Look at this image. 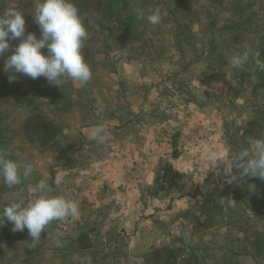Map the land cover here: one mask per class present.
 Segmentation results:
<instances>
[{
	"label": "rangeland",
	"instance_id": "rangeland-1",
	"mask_svg": "<svg viewBox=\"0 0 264 264\" xmlns=\"http://www.w3.org/2000/svg\"><path fill=\"white\" fill-rule=\"evenodd\" d=\"M82 1L92 79L58 86L9 80L7 56L41 34L35 0H0V15L15 5L25 18L0 56V149L33 166L14 188L0 177V206L27 203L43 179L81 212L38 243L0 227V264H20L24 242L25 264H264V179L223 163L264 137V71L251 56L243 70L228 63L247 49L264 61V0H72ZM157 8L156 26L136 12ZM30 123L47 139L31 142ZM98 125L103 142L88 138Z\"/></svg>",
	"mask_w": 264,
	"mask_h": 264
},
{
	"label": "clouds",
	"instance_id": "clouds-1",
	"mask_svg": "<svg viewBox=\"0 0 264 264\" xmlns=\"http://www.w3.org/2000/svg\"><path fill=\"white\" fill-rule=\"evenodd\" d=\"M140 18L156 26L161 23V12L148 9L136 10ZM34 20L39 27L40 38L34 33H28L8 55L4 63V71L10 72L9 80L16 79V74L27 75L33 79L45 77L50 83L60 86L63 79H71L80 84H87L92 79V71L82 55L84 42L88 39V32L83 18L72 0H35ZM25 35V18L23 12L15 5L7 7L0 15V56L9 49V40ZM47 48V53L42 49ZM259 52L251 49L235 52L228 58V63L237 70H243L250 56L254 59L255 67L264 71V61L259 58ZM105 126H95L89 133V139L103 142ZM207 159L217 160L218 153L208 150ZM247 158V159H245ZM224 171L231 173L233 165L241 168L244 175L259 176L264 179V137L251 138L249 146L242 149L235 156L223 161ZM33 172V166L20 160L12 159L11 154L0 149V177L8 188H14L28 179ZM232 175L229 182L236 180ZM60 183L59 180L56 181ZM38 193L33 198L7 200L9 203L0 206V225L5 221L12 224V231L28 230L33 243L41 240L42 231H46L53 221L67 218L78 219L81 212L78 202L66 198L64 195L52 194V189L45 180H40L35 186ZM229 206H235L228 201Z\"/></svg>",
	"mask_w": 264,
	"mask_h": 264
},
{
	"label": "trees",
	"instance_id": "trees-1",
	"mask_svg": "<svg viewBox=\"0 0 264 264\" xmlns=\"http://www.w3.org/2000/svg\"><path fill=\"white\" fill-rule=\"evenodd\" d=\"M77 8L79 10H85V8H90L89 6H85V3L80 2V4L77 6ZM32 118L30 117L28 119L29 122H31ZM26 131L28 133L29 136V140L31 142H39V141H43L47 139V135H46V127H43L42 133L38 132V129H36V126H34L32 123H30L29 125H27L26 127ZM53 136V135H52Z\"/></svg>",
	"mask_w": 264,
	"mask_h": 264
},
{
	"label": "crops",
	"instance_id": "crops-1",
	"mask_svg": "<svg viewBox=\"0 0 264 264\" xmlns=\"http://www.w3.org/2000/svg\"><path fill=\"white\" fill-rule=\"evenodd\" d=\"M92 141L95 142V140H92ZM72 189L74 190L75 187H72L71 188V191H72ZM7 223H9V222L5 221V223L3 225H0V227H2L1 229H3V226H7ZM8 230H9V228H8ZM1 231H0V234H1ZM19 236H20V240H23L24 241L23 237L20 234L17 235V240H19ZM0 240H3V239H0ZM23 245L25 247V242L23 243ZM37 246L39 247L40 245H37ZM24 247L21 248V250L18 248V250H17V252L15 254V255L18 256V258H19L18 261L20 262V264H25L26 263V260L27 261H30L32 259V255L30 253H27L26 252V249H24ZM55 251H56V253H55L56 256L59 255L60 257H63V253L64 252L62 250H55ZM40 264H41V262H40Z\"/></svg>",
	"mask_w": 264,
	"mask_h": 264
}]
</instances>
